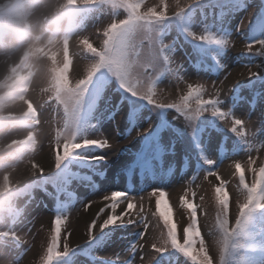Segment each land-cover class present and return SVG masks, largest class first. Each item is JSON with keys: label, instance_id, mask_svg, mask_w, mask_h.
<instances>
[{"label": "clouds", "instance_id": "1", "mask_svg": "<svg viewBox=\"0 0 264 264\" xmlns=\"http://www.w3.org/2000/svg\"><path fill=\"white\" fill-rule=\"evenodd\" d=\"M195 3L171 0L168 6L183 12ZM163 7L164 0H0V249L32 247L20 226L34 198V179L61 165V156H53L56 149L71 155L94 142L78 141L76 124L97 73L103 71L125 92L149 103L164 101V89L155 87L164 72L177 87L191 88L180 78L181 64L167 53L169 44L161 40L157 26L163 18L157 9ZM187 35L201 39L191 31ZM45 108L50 109L46 119L41 116ZM241 120L229 116L224 127ZM243 121L251 130V123ZM46 152L54 160L52 168L43 162ZM217 201L226 210L227 197L221 199L219 190ZM60 232L61 222L53 219L46 243L41 242L38 258L29 264H56L69 252L67 236L60 250ZM170 234L174 239V230ZM189 236L186 231V244ZM220 242L219 236L212 251L218 252ZM193 244L186 252L195 264H213L208 250L201 245L197 252ZM0 264L14 262L0 256Z\"/></svg>", "mask_w": 264, "mask_h": 264}, {"label": "rangeland", "instance_id": "2", "mask_svg": "<svg viewBox=\"0 0 264 264\" xmlns=\"http://www.w3.org/2000/svg\"><path fill=\"white\" fill-rule=\"evenodd\" d=\"M231 2L232 0H201L200 3L228 6ZM145 3H151V0H145ZM164 3L167 5L166 15L172 16L177 9L168 6L171 0H164ZM179 3L183 5L184 0H179ZM254 10L253 6H251L239 15L232 16L231 14H227L222 18L220 23H214L212 27H210L206 19L199 14L191 21V28L189 31L195 34L200 35L204 32H208L213 33L217 39H231L236 41V43L231 44L229 47L223 46L219 50L205 51L207 54L214 56L219 66L223 68L222 72L217 76H207L206 74L196 73L189 65L194 57L192 52L187 49L185 43L176 41L174 22L172 20L173 17L161 21L157 26L160 32V26L166 25L165 32H168V35L160 34V37L163 42L169 44L167 53H170L173 59L181 64L180 77L186 80L187 83H192L193 85L197 82L203 83L205 85V92L202 94L203 99L218 98L217 107L221 111L229 114L233 118H239L250 122L251 131L253 132V136L250 140L243 141L238 138L234 133L224 127V122L212 116L210 112L202 114L196 118L195 121H189L183 114L173 110V112L167 114V118L169 122L181 132L182 141L178 144L179 148L176 152V156L168 163V166L172 168V170L169 169L170 173L168 174L167 172H162L156 178V181L149 184L150 187L146 190L144 189L142 192L138 191L137 188H134L131 192H127L126 189L120 187L119 182L115 183L113 179L110 178L111 174L114 170H119L122 167L124 168L133 154L130 150L138 148L139 143L135 140L138 132L147 127V129H149V127L153 129L154 126L151 123V118L154 120L156 118L155 109L150 106L149 111L142 113V118H140L141 116L139 117V124L134 129L132 136L119 137V133L125 125V122L123 124L121 123L124 110L122 112L120 110L116 111V98L110 90H108L107 96L102 98L93 116L85 122L84 130L76 134L79 135L76 137L78 141L81 139L97 138L109 140V148L100 147L96 152L88 150L85 154H82L84 160L91 163L95 170L101 171L105 175L107 174L105 180L107 183L101 184L99 182H94L91 190L89 188L82 192L73 191L71 196H64L63 199L67 203L65 202L61 205L60 213L58 214H55L50 209L52 194L44 198V196L39 193L36 199L30 202L26 219L20 226V230L28 234L32 247L29 248L28 244L5 246L3 249H0V256L13 261L14 264H21V261H23L24 264H29L31 260L38 258L41 242L43 241L46 243V232L50 231L52 220L54 216H57L65 218V222L61 226L60 250H63L65 236H67L68 239L69 249L72 247L77 248L84 246L91 238L100 235L104 229H110L109 233L104 238H99L89 249L92 256H94L98 262H102L103 264L114 261L120 262L122 259L130 256L127 261L128 264H141V257H143V264H149L150 257L147 254L153 253L152 245L160 242L159 238L162 231L166 235V229L162 219L159 215H153V213L157 211L155 201L159 193L157 191L155 196L149 195L157 188L166 192L165 197H160L162 201L161 211L165 210L166 204L168 206V219L170 223L176 225L177 242L180 244L183 243L184 228L187 227L190 216V210L187 204L190 203L196 208L198 227L200 228L201 236L205 239L206 247L208 245L212 246L214 241L219 238V233L208 231L206 225V221L209 220V218L213 223L215 218L213 188L219 186L221 181H226L225 191L229 195V223L231 225L237 213V201L235 197L238 193L236 192L235 185L238 183V179L235 175V163H241L246 182L251 184L252 172L247 167L248 155L246 154L249 144L264 146V96H262L258 103H255L253 108L247 106L245 102H240V99L236 101V103L228 99L231 87L234 84L246 83L253 79L260 73V70L264 66V56L242 52L243 46L241 44L246 42V40H244V35L250 31L252 25L250 22L254 18L251 17V15ZM198 12L197 9L192 10V14ZM249 15L250 20L248 21L245 17ZM242 21H244L245 25L247 24L245 27H239ZM258 39H264V31L259 34L256 40ZM197 42L202 44L203 41ZM170 43H174V45L171 46ZM254 51H258V48H254ZM249 69L255 72V75L250 76ZM221 81H223V83H221ZM108 84V82L104 81L102 83L103 88H106ZM155 87L164 89L161 99L170 103L179 100L180 95L186 91V84H180L179 87H177L175 79L167 72H165V76L157 82ZM255 87L258 88V86ZM261 88L260 86L259 89ZM217 92L219 93L218 97L211 95ZM88 93L83 98L81 106ZM190 103L194 108L195 101L193 100ZM108 111H111L110 113L112 114L108 113ZM147 113H151L152 116L145 115ZM49 115L50 109L45 108L41 112V116L45 119L48 118ZM198 123H206L208 126L213 123L220 129V132L226 135V142L221 144L217 156L215 154V148L221 134L211 129L204 133L203 141H205V145L202 150L199 151L200 159L203 162L204 160H212L215 162L221 180H217L215 176H210L205 180L203 171L206 169L198 172L192 170L189 164L187 167L180 164L182 157L181 153H184L186 148L189 149V130ZM124 149H127V154H125ZM60 154H63L62 149H60ZM92 157H98L99 159H91ZM252 158L256 160V164L253 165V167L257 169L258 175L260 160L264 159V154L253 152ZM42 159L46 167H53L54 160L52 161L50 159L47 152ZM56 170L57 168L54 169L51 175L35 178L34 182L39 183L43 179L55 178ZM75 185L77 186V183H75ZM111 192H121L129 197H135L134 203L136 206L131 210V217L126 216L125 220L132 218L134 221H137V223L114 224L113 228L109 226L102 230L98 227V225L103 223V220L107 218V215L101 213L100 216L97 217L96 213L99 212L100 207H105L109 203V201L104 200V196L106 194L110 195ZM181 197L186 201L183 207L181 206ZM201 197H203V200H201ZM86 205L88 206L87 210L85 207ZM141 205L143 206V212H141ZM126 207V202L121 203L117 206L116 212H120L121 209ZM110 211L111 209L105 207L106 213ZM136 213H140V215H136ZM141 216H143L145 222L149 224L146 231L144 230L143 224L138 223ZM92 220H96L97 226L93 228V234L90 236L88 235V224H90ZM144 232V239L140 240ZM255 237V252L247 256L248 262L249 264H264V216L258 226ZM138 241L140 246L134 250L133 246L136 245ZM193 247L197 252L199 251L198 240L194 242ZM208 254L210 257L218 256L217 252L212 251L211 248L208 249ZM77 264L89 263L78 260ZM178 264L189 263L182 260V262L179 261Z\"/></svg>", "mask_w": 264, "mask_h": 264}, {"label": "snow or ice", "instance_id": "3", "mask_svg": "<svg viewBox=\"0 0 264 264\" xmlns=\"http://www.w3.org/2000/svg\"><path fill=\"white\" fill-rule=\"evenodd\" d=\"M201 0H196V3H200ZM157 12L160 13L163 20H166L173 16L166 15L167 12V5L164 3L163 9H157ZM184 12V11H183ZM183 12H177L175 13L174 17H179L183 14ZM245 19L248 21L250 20V15L246 16ZM247 25V24H246ZM244 21L241 22V25L239 27H245ZM262 29H264V26H261ZM239 30V29H238ZM199 41L208 42L215 45H221L224 47H228V45H231L233 43H236V41L231 39H217L215 36H213L211 33L204 32L201 34V39ZM242 52H248L255 55H261L264 56V39H258L253 42H245L241 44ZM254 48H258V51H254ZM254 73V74H253ZM250 76L255 75V72L251 71L249 69ZM181 78V77H180ZM182 79V78H181ZM200 87L198 89V84L195 85L191 84V88L186 86V91L183 92L182 95H180L179 100L174 102H168L163 101V103H149L147 99V103L154 105L158 109H174L176 112L183 114L186 119L189 121H195L196 118L201 116L202 114L206 112H210V114L214 117H217L219 120L224 122L225 119H227L230 115L221 111L218 107V98H210V99H203L202 94L205 92V85L203 83L198 82ZM223 83V81H221ZM214 97H218L219 93H212L211 94ZM195 101V107L193 108L191 106V101ZM205 101H210L209 103H205ZM232 118V121L235 122L237 118ZM241 129H243V132H241ZM247 129V130H246ZM232 133H234L238 138H240L243 141H248L253 136V132L249 130L243 120L240 121L239 124H235L233 128L228 129ZM148 129H144L140 132H138V135H145L147 134ZM94 141L93 143L89 144L85 148L81 149H87L89 147H101V148H109V140L104 138H97V139H91ZM75 142V140H73ZM76 150L75 152L71 153V155H64L60 154V149H56L54 152L55 155L61 156V164L66 159L73 157L75 153H78L79 150ZM256 152L258 154H264V146H257L254 144H249L247 155V167L252 172V182L251 184L246 182V178L243 175L242 171V165L241 163L237 162L235 163V175L238 179V183L235 185L236 192L238 195L235 197L237 203V213L235 215V223L231 224L229 223V195L225 191V185L226 181H221L219 186H216L213 188L214 193V199H215V218L214 223L211 222V219L206 221V225L208 227V231L211 232H218L219 236L221 237V242L219 244L218 249V256H211L210 259L212 260L213 264H226L227 259L238 249H243L246 247L245 243L241 242L242 240H246L247 237L245 235V229L248 225L249 218L252 213L264 210V175L261 174V170L264 169V159L260 160L259 168H258V175H257V169L253 167V165L256 164V160L252 158V153ZM231 158V157H229ZM91 159H99L98 157H92ZM228 159V158H227ZM205 171L204 173V179L206 180L210 176H215L217 180H221V177L218 175V167L215 166V162L212 160H204ZM219 190V195L221 199L226 196L227 197V208L225 210V205L223 203H219L217 201V194ZM157 191L159 193L158 198L155 201L156 206V213H153V215H159L160 218L163 221L164 227L166 229V235L164 232H161L160 238L158 243H154L152 245L153 253H149L150 260L149 264H163V256L162 254L169 251L170 249H175L178 252L182 253L185 257H187L192 264H195V261L192 259V257L186 252V249L190 248L192 246V243L195 242L197 239L199 241V248L201 245L205 247L206 250L211 248V245H208L206 247L205 239L203 236H201L200 228L198 227V216L196 208L193 204H187L188 209L190 210V216H189V223L187 227L184 228L183 232V244H180L177 242V232H176V225L174 223H170L168 219V206L165 204V210L161 211V205L162 201L160 197H165L166 192L162 189H154L152 193L149 195L155 196L157 194ZM105 201H109V203L105 206L108 209H111L110 212H105V207H100L99 212L96 213V216L99 217L101 213H105L107 215V218L103 220V223L99 224L98 227L102 230L104 228H107L109 226H112L114 224H134L137 223V221H134L132 218H128L125 220V217H131V210L135 208V197H129L124 193L121 192H111L110 195L106 194L104 196ZM201 200H203V197H201ZM127 203V207L121 209L120 212H116V208L121 203ZM186 204V201L183 197H181V206L183 207ZM87 210V205L85 206ZM141 212H143V206L141 205ZM136 215H140V213H136ZM56 220H59L61 222V226L65 222V218L56 217L54 218ZM226 221V223H225ZM138 223L143 224L144 230L146 231L149 227V224L145 222V219L143 216H141ZM96 220H92L90 224H88V235L93 234V228L96 227ZM170 230H174V239L173 236L170 234ZM197 233L198 235L193 237L189 236V243H185V233ZM145 232L141 235L140 240L144 239ZM61 237V232H60ZM60 237H59V246H60ZM139 240V241H140ZM139 241L136 245L133 246V249H137L139 245ZM67 254V253H65ZM161 257L159 261L156 260L157 257ZM141 264H143V257H141ZM236 264H241V261H237Z\"/></svg>", "mask_w": 264, "mask_h": 264}]
</instances>
